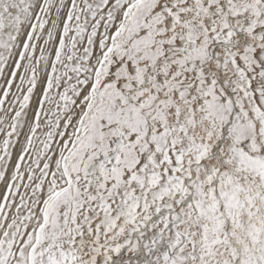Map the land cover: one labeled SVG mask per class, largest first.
Wrapping results in <instances>:
<instances>
[{
    "label": "snow or ice",
    "instance_id": "snow-or-ice-1",
    "mask_svg": "<svg viewBox=\"0 0 264 264\" xmlns=\"http://www.w3.org/2000/svg\"><path fill=\"white\" fill-rule=\"evenodd\" d=\"M0 79V264H264V0H0Z\"/></svg>",
    "mask_w": 264,
    "mask_h": 264
},
{
    "label": "rangeland",
    "instance_id": "rangeland-1",
    "mask_svg": "<svg viewBox=\"0 0 264 264\" xmlns=\"http://www.w3.org/2000/svg\"><path fill=\"white\" fill-rule=\"evenodd\" d=\"M124 259L129 260V264H139V259L137 256L129 254V253H125L124 254Z\"/></svg>",
    "mask_w": 264,
    "mask_h": 264
},
{
    "label": "bare ground",
    "instance_id": "bare-ground-1",
    "mask_svg": "<svg viewBox=\"0 0 264 264\" xmlns=\"http://www.w3.org/2000/svg\"><path fill=\"white\" fill-rule=\"evenodd\" d=\"M2 84H3V80L0 79V85H2ZM21 139H23V136H21Z\"/></svg>",
    "mask_w": 264,
    "mask_h": 264
}]
</instances>
